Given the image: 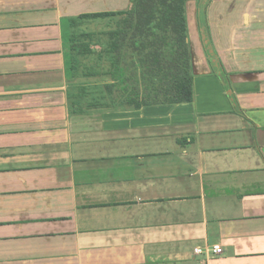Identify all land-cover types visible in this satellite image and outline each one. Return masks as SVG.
Instances as JSON below:
<instances>
[{"label": "crops", "instance_id": "0c3cea01", "mask_svg": "<svg viewBox=\"0 0 264 264\" xmlns=\"http://www.w3.org/2000/svg\"><path fill=\"white\" fill-rule=\"evenodd\" d=\"M130 5L0 0V264H264V0L188 1L195 100L141 110L68 58Z\"/></svg>", "mask_w": 264, "mask_h": 264}, {"label": "trees", "instance_id": "16d2710c", "mask_svg": "<svg viewBox=\"0 0 264 264\" xmlns=\"http://www.w3.org/2000/svg\"><path fill=\"white\" fill-rule=\"evenodd\" d=\"M190 0H131L128 10L84 15L75 19H116L115 29L104 32L112 57V92L121 88L126 104L141 110L155 105L192 104L194 73L186 4ZM93 41L95 34H89ZM83 54L90 53V44ZM233 101L226 74L218 75ZM111 92V91H110Z\"/></svg>", "mask_w": 264, "mask_h": 264}, {"label": "rangeland", "instance_id": "374dc122", "mask_svg": "<svg viewBox=\"0 0 264 264\" xmlns=\"http://www.w3.org/2000/svg\"><path fill=\"white\" fill-rule=\"evenodd\" d=\"M116 19H102L99 23H89L80 29L72 30L68 39V58L73 73L86 74L92 72L108 73L111 69L112 57L109 53V39L104 32L115 29ZM98 24V25H97ZM85 30V31H83ZM89 34H95L89 41ZM90 44V53L83 54L85 46Z\"/></svg>", "mask_w": 264, "mask_h": 264}, {"label": "built area", "instance_id": "2783aa9c", "mask_svg": "<svg viewBox=\"0 0 264 264\" xmlns=\"http://www.w3.org/2000/svg\"><path fill=\"white\" fill-rule=\"evenodd\" d=\"M223 253L221 245L196 247L194 254L197 257L196 264H208V260L220 256Z\"/></svg>", "mask_w": 264, "mask_h": 264}]
</instances>
